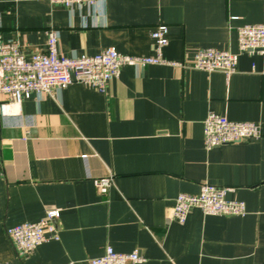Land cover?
<instances>
[{"label":"crops","instance_id":"obj_1","mask_svg":"<svg viewBox=\"0 0 264 264\" xmlns=\"http://www.w3.org/2000/svg\"><path fill=\"white\" fill-rule=\"evenodd\" d=\"M264 23V0H100L71 9L43 0H0V36L30 58L59 31L65 57L115 47L154 56L152 31L168 26V61L200 49L239 53V29ZM0 264H88L111 246L140 264H264V54L243 53L237 70L191 66L123 68L106 93L74 83L14 101L0 93ZM262 125V138L207 149L209 112ZM113 179L107 194L97 179ZM203 181L233 189L245 216L194 209L172 219L178 195ZM59 210L60 240L20 257L7 229Z\"/></svg>","mask_w":264,"mask_h":264},{"label":"built area","instance_id":"obj_2","mask_svg":"<svg viewBox=\"0 0 264 264\" xmlns=\"http://www.w3.org/2000/svg\"><path fill=\"white\" fill-rule=\"evenodd\" d=\"M60 4L68 9L75 5H96L100 0H43ZM169 29L166 25L157 27L151 33L155 42L154 56H129L121 54L115 47L102 50L95 56L65 57L59 52V31L48 32L47 49L35 52L30 58L13 42H5L0 36V93L14 101L21 102L32 96L52 95L63 91L74 83L97 89L106 93L111 81L118 79L123 68L133 67L137 71L150 65H172L174 67L191 66L194 69L212 73L222 71L228 77L237 70L239 57L243 53L258 52L264 54V23L246 24L239 29V53L213 48L200 49L193 61L186 64L181 61H168L163 50L168 46ZM0 115L6 119L4 106H0ZM262 138V125L255 122L233 121L225 115L210 111L204 121V144L207 149L227 144L248 142ZM0 137V157H1ZM101 194H107L113 185V179L104 178L94 181ZM233 189L219 187L203 181L197 195L182 193L175 200L171 217L183 224L194 209H200L211 216H245L247 207L243 201L229 200L228 192ZM59 210L46 212L38 222H28L7 229V235L20 257L31 256L44 243L60 240L58 220ZM143 258L138 252L119 253L111 246L106 247L103 256L90 259L88 264H140ZM66 264H76L69 262Z\"/></svg>","mask_w":264,"mask_h":264}]
</instances>
